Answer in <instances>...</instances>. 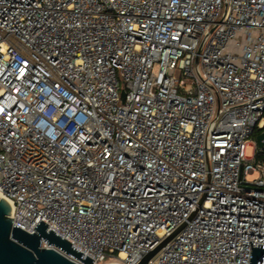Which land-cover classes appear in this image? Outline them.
Returning a JSON list of instances; mask_svg holds the SVG:
<instances>
[{
	"label": "built area",
	"instance_id": "1",
	"mask_svg": "<svg viewBox=\"0 0 264 264\" xmlns=\"http://www.w3.org/2000/svg\"><path fill=\"white\" fill-rule=\"evenodd\" d=\"M263 128L264 0H0V195L91 264H250Z\"/></svg>",
	"mask_w": 264,
	"mask_h": 264
},
{
	"label": "water",
	"instance_id": "2",
	"mask_svg": "<svg viewBox=\"0 0 264 264\" xmlns=\"http://www.w3.org/2000/svg\"><path fill=\"white\" fill-rule=\"evenodd\" d=\"M123 92L121 96L123 97ZM255 141L260 147L264 146V129L255 137ZM12 212L9 202L0 196V264H77L54 248L41 246V239L47 242V245L53 244L55 247L64 250L71 256L80 261L91 264L93 259L77 250L70 242L62 238L53 229L42 221H38L35 226V232L29 233L26 230L12 223ZM184 226L182 224L174 230L169 236L164 238L152 250L147 252L137 264H148V261L155 256L160 249ZM250 243L252 241L242 240ZM257 246L250 248V264H256L259 257L264 254L263 248ZM96 264V263H95ZM101 264H120L115 260L107 259Z\"/></svg>",
	"mask_w": 264,
	"mask_h": 264
},
{
	"label": "rangeland",
	"instance_id": "3",
	"mask_svg": "<svg viewBox=\"0 0 264 264\" xmlns=\"http://www.w3.org/2000/svg\"><path fill=\"white\" fill-rule=\"evenodd\" d=\"M121 80V79H120ZM122 92V91H121ZM248 143H251V144H248L246 146V149H245V154L247 156H251L252 155V152H253V144H257V142L255 141V138L253 136H250L248 139ZM259 176V173L258 172H253L249 175H247V180L248 181H253L255 180L257 177Z\"/></svg>",
	"mask_w": 264,
	"mask_h": 264
},
{
	"label": "trees",
	"instance_id": "4",
	"mask_svg": "<svg viewBox=\"0 0 264 264\" xmlns=\"http://www.w3.org/2000/svg\"><path fill=\"white\" fill-rule=\"evenodd\" d=\"M264 129V128H263ZM263 129H257L253 132L252 136L255 138Z\"/></svg>",
	"mask_w": 264,
	"mask_h": 264
},
{
	"label": "bare ground",
	"instance_id": "5",
	"mask_svg": "<svg viewBox=\"0 0 264 264\" xmlns=\"http://www.w3.org/2000/svg\"><path fill=\"white\" fill-rule=\"evenodd\" d=\"M1 196V195H0Z\"/></svg>",
	"mask_w": 264,
	"mask_h": 264
}]
</instances>
